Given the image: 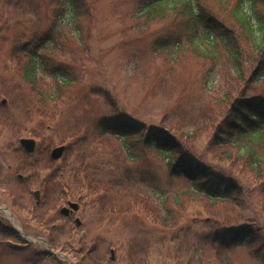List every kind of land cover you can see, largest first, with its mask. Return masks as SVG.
Wrapping results in <instances>:
<instances>
[{
  "label": "rangeland",
  "instance_id": "obj_1",
  "mask_svg": "<svg viewBox=\"0 0 264 264\" xmlns=\"http://www.w3.org/2000/svg\"><path fill=\"white\" fill-rule=\"evenodd\" d=\"M136 1L87 0L78 30L57 24L61 34L39 52L49 56L47 71L31 88L17 54L50 38L57 0H0V264H264L256 248L207 240L215 220L234 227L244 214L264 225V209L257 205L264 201L246 192L260 188L264 167L260 175L249 171L235 146L223 144L225 135L218 140L214 133L244 85L229 61L215 70L186 46L162 49L158 42L175 31L172 18L149 21L136 13ZM203 3L220 14L216 1ZM253 55L243 45V66L249 68ZM55 74H66L71 84ZM101 124L108 134L99 133ZM130 128L174 136L189 165L200 160L236 182L245 191L242 204L210 205L201 194L187 193L188 180L173 173L174 159L167 162L169 156L136 136L120 137ZM21 138L36 141L33 154L20 147ZM61 144L67 147L64 159L50 161L49 151ZM82 163L90 181H101L97 195L80 176L74 181L73 169ZM36 190L47 202L42 213L35 209ZM68 200L79 210L66 231L59 209ZM166 216L172 227L162 226ZM13 229L24 239L10 236ZM48 248L61 256L52 260Z\"/></svg>",
  "mask_w": 264,
  "mask_h": 264
},
{
  "label": "trees",
  "instance_id": "obj_2",
  "mask_svg": "<svg viewBox=\"0 0 264 264\" xmlns=\"http://www.w3.org/2000/svg\"><path fill=\"white\" fill-rule=\"evenodd\" d=\"M214 1L220 7V14L210 7H206L203 0H195V2L193 0H137L135 10L138 15L149 21H163L169 17L172 18L171 22L175 31L158 42L162 49L178 52L186 46L196 56L210 60L215 66V70L220 69L221 61L231 63L234 78H237V81L244 86L235 91L238 97L230 102L228 112L221 119V124L216 126L215 138L220 140L222 137L220 134L225 135L224 139L226 140L223 144L235 146L238 161H241L242 166H246L252 173L260 175L261 168L264 167V99H262L264 98V31L261 30L264 25V0ZM57 4V11L54 14L55 21L48 35L50 38L44 36L41 45H36L38 47H34V50L23 48V51L20 52L23 56L17 54L22 57L19 64L22 76L31 88H34L38 76L47 71L49 56L39 54V52L45 46L47 48L50 45L52 36L61 34L54 27L63 23L66 27L74 25L76 31L82 24V18L88 14L87 0H57ZM75 31L72 30L70 33L74 36ZM243 45H247L251 53L254 54L246 61L249 68L243 66L241 62ZM26 46L28 45L24 47ZM220 51H224L225 55ZM47 52L50 53V51ZM247 71L249 75L246 77ZM208 76L215 77L212 71ZM54 77L59 78L64 85L71 84V80L66 74L63 76L55 74ZM253 83L257 87L250 89ZM99 133L101 135L108 134L103 124L99 126ZM134 136L144 147L155 149L169 156L167 162L174 159L176 165L173 173L188 180L190 191L187 193L201 194L210 205L221 200H226L237 207L242 204L243 200H240V196L242 193L245 194V191L241 190L236 182L219 174L200 160H191L192 164L189 165L188 156L182 153V145L174 136L153 129L143 131L135 129L133 131L131 128L127 134L120 135L122 139H130ZM239 141H244V143L239 145ZM28 168L31 170L36 166L29 165ZM73 172L75 173V182L80 176L81 183L90 188L94 195H97L101 181L93 179L90 181L83 163L77 169H73ZM260 185L259 189L252 190L255 191L253 194L247 190V196L251 195V198L255 199V194L258 193L261 201H264V180ZM44 186L45 184L42 187ZM47 191L44 193L45 202L50 196ZM46 203L35 204V209L37 211L40 209L38 212L42 213ZM257 205L264 209L263 204ZM124 211L125 213L129 212V210ZM248 211H251V208ZM237 217H240L237 221L239 223L234 227L223 224L222 222L225 220H222L220 224H218L220 220L213 221V226L208 227L207 240L222 246L256 248L257 254H264V225L248 221L244 214H238ZM166 218L162 226L172 227V218L170 216H166ZM51 244L53 245V243ZM18 253L20 255V252ZM51 259L56 260L54 257Z\"/></svg>",
  "mask_w": 264,
  "mask_h": 264
},
{
  "label": "water",
  "instance_id": "obj_3",
  "mask_svg": "<svg viewBox=\"0 0 264 264\" xmlns=\"http://www.w3.org/2000/svg\"><path fill=\"white\" fill-rule=\"evenodd\" d=\"M2 103H5V100H3ZM20 145L25 149V151L27 153H32L35 149V141L33 139H21ZM63 151H64V146L54 148L51 151L50 156L53 160H57L61 157V155L63 154ZM35 196L38 198L39 192H36ZM69 207L73 210L77 209V205L73 204V203H70ZM70 208H62L61 213L64 215H67L71 211ZM77 224L79 225L78 220H77ZM50 253L55 255V253H53V252H50ZM111 257H112V259L114 258L113 252H111Z\"/></svg>",
  "mask_w": 264,
  "mask_h": 264
},
{
  "label": "flooded vegetation",
  "instance_id": "obj_4",
  "mask_svg": "<svg viewBox=\"0 0 264 264\" xmlns=\"http://www.w3.org/2000/svg\"><path fill=\"white\" fill-rule=\"evenodd\" d=\"M62 160V158H61ZM71 202V201H66V204L68 205V203ZM77 203V202H76ZM78 212V211H77ZM77 212H74V213H68V215L66 216H63V220L66 222V225H70L68 223H72V216L77 213ZM67 227V226H66Z\"/></svg>",
  "mask_w": 264,
  "mask_h": 264
},
{
  "label": "snow or ice",
  "instance_id": "obj_5",
  "mask_svg": "<svg viewBox=\"0 0 264 264\" xmlns=\"http://www.w3.org/2000/svg\"><path fill=\"white\" fill-rule=\"evenodd\" d=\"M193 2H195V0H193ZM248 2H251V0H248ZM242 6H243V3H242ZM261 30L264 31V25H262ZM262 99H264V98H262Z\"/></svg>",
  "mask_w": 264,
  "mask_h": 264
}]
</instances>
